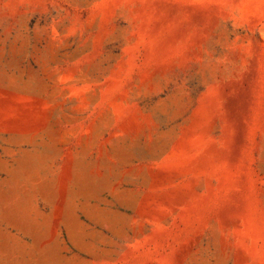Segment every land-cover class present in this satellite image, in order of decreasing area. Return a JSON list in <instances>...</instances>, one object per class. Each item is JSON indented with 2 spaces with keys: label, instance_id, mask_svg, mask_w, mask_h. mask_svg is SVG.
<instances>
[{
  "label": "rangeland",
  "instance_id": "obj_1",
  "mask_svg": "<svg viewBox=\"0 0 264 264\" xmlns=\"http://www.w3.org/2000/svg\"><path fill=\"white\" fill-rule=\"evenodd\" d=\"M0 264H264V0H0Z\"/></svg>",
  "mask_w": 264,
  "mask_h": 264
}]
</instances>
